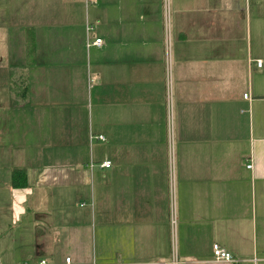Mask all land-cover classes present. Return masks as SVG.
<instances>
[{
	"label": "crops",
	"instance_id": "crops-1",
	"mask_svg": "<svg viewBox=\"0 0 264 264\" xmlns=\"http://www.w3.org/2000/svg\"><path fill=\"white\" fill-rule=\"evenodd\" d=\"M9 39L1 264H264V0H0Z\"/></svg>",
	"mask_w": 264,
	"mask_h": 264
},
{
	"label": "built area",
	"instance_id": "built-area-1",
	"mask_svg": "<svg viewBox=\"0 0 264 264\" xmlns=\"http://www.w3.org/2000/svg\"><path fill=\"white\" fill-rule=\"evenodd\" d=\"M92 26H88V29H91ZM93 43L94 44H98V45H101L102 43V38L101 37H96L94 40H93ZM170 41H169V38L167 39V45H166V51H167V62L169 63V59H170ZM257 63L259 65L262 64V61L260 59L257 60ZM244 96L247 97L248 96V93H244ZM100 138H104V135L103 134H100L99 135ZM111 160L110 159H106L104 161L101 162V165L102 166H105V167H109L111 166ZM248 166H251V163L248 164ZM173 168L171 170V173H170V198H171V221L174 223L175 222V219H176V215H175V182H174V172H173ZM213 255L215 257V259L217 260H221V261H228V262H232V263H237L238 259L235 257V255L230 251L228 250L226 247H224L223 245H221L220 243L218 242H215L213 244ZM177 261L175 259V257L172 259V263L175 264ZM1 264V263H0ZM19 264H48L47 263V260L45 258H41L39 261L35 262V263H31L29 261H24V262H21ZM60 264H72V258L71 256H66L65 257V260L63 263H60ZM91 264H100V263H97L96 261H93Z\"/></svg>",
	"mask_w": 264,
	"mask_h": 264
},
{
	"label": "rangeland",
	"instance_id": "rangeland-1",
	"mask_svg": "<svg viewBox=\"0 0 264 264\" xmlns=\"http://www.w3.org/2000/svg\"><path fill=\"white\" fill-rule=\"evenodd\" d=\"M90 24V23H89ZM90 26H91V24H90ZM29 34H31V32L29 31V29H26L25 30V35L27 36V35H29ZM26 38V37H25ZM14 40V39H13ZM25 41V40H24ZM47 44V43H46ZM91 44H94L93 43V40L92 39H90L89 37H87V45H91ZM50 47V46H49ZM49 47H48V49H49ZM6 49V51H9V52H12L13 53V50L14 51H20V49H22V47L21 46H19V44H18V42H16V41H12L11 39H9V44L8 45H4L3 43L0 45V49ZM60 47H57L56 49H57V51H60V49H59ZM62 49V48H61ZM9 55H10V53H8ZM6 57V56H5ZM4 57V58H5ZM18 87L20 88V90H19V92H20V94H22L23 92H24V87L22 86V84L19 82L18 83ZM93 163V162H92ZM90 166H91V163H90ZM92 189H93V186H91V187H89V189H88V198H86L85 200H83V201H85V202H83V204L84 203H87V207H89V208H92V202L94 201V198H93V196H92Z\"/></svg>",
	"mask_w": 264,
	"mask_h": 264
},
{
	"label": "trees",
	"instance_id": "trees-1",
	"mask_svg": "<svg viewBox=\"0 0 264 264\" xmlns=\"http://www.w3.org/2000/svg\"><path fill=\"white\" fill-rule=\"evenodd\" d=\"M34 47H35L34 41H33V39H31L28 42V46H27L28 54L32 53V51H34ZM12 183H13L14 186H19V185H25L26 184V175H25V172H24V170L22 168H17V169L14 170Z\"/></svg>",
	"mask_w": 264,
	"mask_h": 264
}]
</instances>
